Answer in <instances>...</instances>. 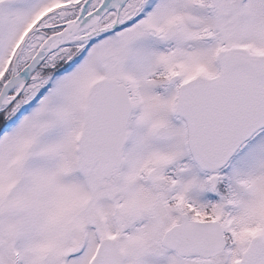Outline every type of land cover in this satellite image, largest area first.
Instances as JSON below:
<instances>
[{
  "label": "snow or ice",
  "instance_id": "snow-or-ice-1",
  "mask_svg": "<svg viewBox=\"0 0 264 264\" xmlns=\"http://www.w3.org/2000/svg\"><path fill=\"white\" fill-rule=\"evenodd\" d=\"M0 264H264V0H0Z\"/></svg>",
  "mask_w": 264,
  "mask_h": 264
}]
</instances>
